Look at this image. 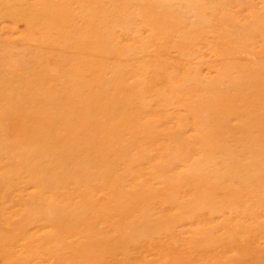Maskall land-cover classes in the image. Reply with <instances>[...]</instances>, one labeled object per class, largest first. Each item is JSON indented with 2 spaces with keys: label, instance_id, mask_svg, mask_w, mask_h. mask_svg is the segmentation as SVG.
Listing matches in <instances>:
<instances>
[{
  "label": "rangeland",
  "instance_id": "rangeland-1",
  "mask_svg": "<svg viewBox=\"0 0 264 264\" xmlns=\"http://www.w3.org/2000/svg\"><path fill=\"white\" fill-rule=\"evenodd\" d=\"M0 63V264H264V0H0Z\"/></svg>",
  "mask_w": 264,
  "mask_h": 264
},
{
  "label": "bare ground",
  "instance_id": "bare-ground-1",
  "mask_svg": "<svg viewBox=\"0 0 264 264\" xmlns=\"http://www.w3.org/2000/svg\"><path fill=\"white\" fill-rule=\"evenodd\" d=\"M94 1H95V0H94ZM112 1H113V0H112ZM227 2H228V1H227ZM91 4H92V3H90L89 6H91ZM89 6H88V7H89ZM66 7H67V6H66ZM85 10H86V9H85ZM121 12H122V11H121ZM126 12H127V11H126ZM126 12H125V13H126ZM128 13H129V12H128ZM118 16H119V13H118ZM216 16H217V15H216ZM216 16H215V17H216ZM120 17H121V16H120ZM122 17H123V16H122ZM124 17H125V16H124ZM128 19H129V17H128ZM35 20H36V19H35ZM40 22H41V21H40ZM129 22H130V21H129ZM132 22H133V21H132ZM132 22H130V23H132ZM139 24H140V23H139ZM167 24H168V23H167ZM105 25H106V24H105ZM119 25H120V24H119ZM44 26H45V25H44ZM46 27H47V26H46ZM55 27H56V26H55ZM87 27H88V26H87ZM98 27H99V24H98ZM92 28H93V27H92ZM96 28H97V27H96ZM136 28H137V27H136ZM35 29H36V27H35ZM99 29H100V28H99ZM99 29H98V30H99ZM102 29H103V28H102ZM104 29H105V28H104ZM202 29H203V28H202ZM137 30H138V29H137ZM186 30H187V29H186ZM96 31H97V30H96ZM182 31H183V30H182ZM99 32H101V31L99 30L98 33H99ZM163 32H164V31H163ZM185 32H186V31H185ZM206 32H207V31H206ZM103 33H104V31H103ZM133 33H134V32H133ZM224 33H225V32H224ZM108 34H109V33H108ZM191 34H192V33H191ZM195 34H196V33H195ZM222 34H223V33H222ZM90 35H91V34H90ZM118 35H119V34H117V37H118ZM97 36H98V35H97ZM119 36H120V35H119ZM131 36H132V35H131ZM159 38H160V37H159ZM116 39H118V38H116ZM137 39H138V38H137ZM149 39H151V38H149ZM157 39H158V38H156V40H157ZM167 39H169V38H167ZM174 39H175V37H174ZM190 39H191V38H190ZM132 40H133V39H132ZM144 40H145V39H144ZM172 40H173V39H172ZM193 40H194V38H193ZM75 41H76V40H75ZM146 41H147V40H146ZM151 41H152V40H151ZM174 41H176V40H174ZM194 41H195V40H194ZM78 42H79V41H78ZM148 42H149V40H148ZM70 43H71V42H70ZM79 43H80V42H79ZM98 43H99V42H98ZM154 43H155V42H154ZM171 43H172V41H171ZM28 44H29V42H28ZM112 44H113V42H112ZM155 44H158V43H155ZM153 45H154V44H153ZM158 45H160V44H158ZM161 45H163V44H161ZM170 45H171V44H170ZM138 46H139V45H138ZM164 46H166V45H164ZM35 47H36V46H35ZM113 47H114V46H113ZM113 47H112V48H113ZM119 47H120V46H119ZM133 47H135V46H133ZM136 47H137V45H136ZM146 47L148 48V46H146ZM146 47H145V48H146ZM33 48H34V47H33ZM137 48H138V47H137ZM147 48H146V50H147ZM166 48H167V47H166ZM187 48H188V47H187ZM68 49H69V48H68ZM131 49H132V48H131ZM133 49H134V48H133ZM53 50H54V49H53ZM136 50H137V49H136ZM163 50H164V49H163ZM147 51H148V50H147ZM161 51H162V50H161ZM116 52H117V51H116ZM144 52H145V51H144ZM156 52H157V51H156ZM32 53H33V52H32ZM159 53H161V52H159ZM191 53H193V52H191ZM195 53H196V52H195ZM33 54H34V53H33ZM47 54H48V53H47ZM100 54H101V53H100ZM115 54H116V53H115ZM155 54H156V53H155ZM162 54H163V53H162ZM3 55H4V54H3ZM69 55H70V54H69ZM143 55H144V54H143ZM148 55H149V54H148ZM156 55H157V54H156ZM160 55H161V54H160ZM109 56H110V54H109ZM123 56H125V55H123ZM137 56H138V55H137ZM3 57H4V56H3ZM31 57H32V55H31ZM113 57H114V56H113ZM120 57H121V55H120ZM142 57H143V56H142ZM162 57H163V56H162ZM33 58H34V57H33ZM92 59H93V57H92ZM116 59H117V58H116ZM130 59H131V58H130ZM148 59H149V58H148ZM157 59H158V58H157ZM114 60H115V59H114ZM109 61H110V60H109ZM112 61H113V59H112ZM140 61H143V60H140ZM144 61H145V60H144ZM149 61H150V60H149ZM113 62H114V61H113ZM116 62H117V61H116ZM116 62H115V63H116ZM1 63H2V62H1ZM1 63H0V64H1ZM87 63H88V62H87ZM59 64H60V63H59ZM66 64H68V63H66ZM110 64H111V61H110ZM120 64H121V63H120ZM147 64H149V63H146V65H147ZM108 65H109V64H108ZM70 66H71V65H70ZM144 66H145V65H144ZM45 67H46V66H45ZM132 67H133V66H132ZM150 67H151V66H150ZM30 68H31V67H30ZM145 68H147V67H145ZM58 69H59V68H58ZM62 69H63V70H66L65 68H62ZM71 69H72V68H71ZM29 70H30V69H29ZM36 70H37V69H36ZM113 70H114V67H113ZM138 71H139V70H138ZM61 72H62V71H61ZM97 72H98V71H97ZM97 72H96V74H97ZM140 72H141V71H140ZM93 73H94V72H93ZM93 73L91 72L92 75H95V74H93ZM107 74H108V73H107ZM64 75H65V74H64ZM66 75H67V74H66ZM108 75H109V74H108ZM34 77H35V76H34ZM117 78H118V77H117ZM133 78H134V77H133ZM131 79H132V78H131ZM45 80H46V79H45ZM91 80H92V79H91ZM99 80H100V79H99ZM124 80H125V79H124ZM116 81H117V80H116ZM116 81H115V82H116ZM120 81H121V80H120ZM44 82H45V81H44ZM146 82H147V81H146ZM146 82H145V83H146ZM52 83H53V82H52ZM87 83H88V82H87ZM104 84H105V83H104ZM110 84H111V83H110ZM128 84H129V83H128ZM106 85H107V84H106ZM114 85H115V84H114ZM130 85H131V84H130ZM150 85H151V84H150ZM103 86H104V85H103ZM137 87H139V86H137ZM111 88H112V87H111ZM101 89L103 90V88H101ZM151 89H152V88H151ZM51 90H52V89H51ZM110 90H112V89H110ZM32 91H33V90H32ZM58 94H59V93H58ZM72 95H73V94H72ZM97 95H98V94H97ZM112 95H113V93H112ZM108 96H109V95H108ZM123 96H124V95H123ZM60 97H61V96H60ZM64 97H65V96H64ZM98 97H99V96H98ZM109 97H110V96H109ZM119 97H120V96H119ZM126 97L128 98L129 96L126 95ZM59 99H60V98H59ZM59 99H58V100H59ZM94 99H95V98H94ZM128 99H129V98H128ZM128 99H127V101H128ZM85 100H86V99H85ZM101 100H102V99H101ZM122 100H123V99H122ZM122 100H121V101L119 100V101L122 102ZM124 100H125V99H124ZM60 101H61V99H60ZM60 101H59V102H60ZM87 101H88V99H87ZM102 101H103V100H102ZM102 101H101V102H102ZM127 101H126V103H125V102H124V103L127 104ZM129 101H130V100H129ZM101 102H100V104H101ZM103 102H105V101H103ZM103 102H102V103H103ZM19 103H20V102H19ZM95 103H97V102L95 101ZM124 103H123V104H124ZM71 104H73L72 101H71ZM119 104H120V103H119ZM128 104H130V103H128ZM19 105H20V104H19ZM130 105H131V104H130ZM130 105H129V106H130ZM103 106H104V105H102L101 109L103 108ZM124 106H126V105H124ZM84 107H85V105H84ZM133 108H135V106H133ZM35 109H36V108H35ZM77 109H78V108H77ZM77 109H76V110H77ZM86 109H87V108H86ZM108 109H109V108H108ZM110 109H111V107H110ZM130 109H131V108H130ZM136 109H137V108H136ZM138 109H139V108H138ZM81 110H82V109H81ZM83 110H84V109H83ZM83 110H82V111H83ZM125 110H126V109H125ZM82 111H81V112H82ZM117 111H120V110H117ZM126 111H127V110H126ZM131 111H132V109H131ZM131 111H130V112H131ZM136 111H137V110H136ZM108 112H109V110H108ZM121 113H122V111H121ZM92 114H93V113H92ZM107 114H108V113H107ZM127 114H128V113H127ZM96 115H97V114H96ZM130 115H131V114H130ZM117 116H118V115H117ZM119 116H120V115H119ZM119 116H118V117H119ZM121 116H122V115H121ZM131 116H132V115H131ZM84 117H85V115H84ZM85 118H86V117H85ZM96 118H98V116H97ZM112 118H113V117H112ZM132 118H133V117H132ZM66 119H67V118H66ZM101 119H102V118H101ZM85 120H86V119H85ZM102 120H103V119H102ZM106 120H107V119H106ZM111 120H112V119H111ZM132 120H133V119H132ZM100 121H101V120H100ZM112 122H113V121H112ZM99 123H100V125H102V124H101L102 121L99 122ZM53 124L56 125V122L53 123ZM84 124H85V123H84ZM93 124H94V123H93ZM104 124H105V122H104ZM111 124H112V123H111ZM123 124H124V123H123ZM55 125H54V126H55ZM112 125H114V124H112ZM124 125H125V124H124ZM84 126H85V125H84ZM107 126H108V125H107ZM114 127H115V125H114ZM99 129H100V128H99ZM129 131H131V129H130ZM101 133H102V132H101ZM86 134H87V133H86ZM86 136H87V135H86ZM70 142H71V141H70ZM1 143H2V142H1ZM117 143H118V142H117ZM112 147H113V146H112ZM114 148H115V146H114ZM94 151H95V150H94ZM117 152H120V151H117ZM33 155H35V154H33ZM90 158H91V157H90ZM113 165H114V164H113ZM251 165H252V164H251ZM18 168H19V167H18ZM19 171H20V169H19ZM20 172H21V171H20ZM28 173H30V171H29ZM3 175H4V174H3ZM6 176H7V175H6ZM4 177H5V176H4ZM9 177H10V176H9ZM110 177H111V175H110ZM22 178H23V176H22ZM170 178H171V177H170ZM23 179H24V178H23ZM4 180H5V179H4ZM4 182H5V181H4ZM184 184H185V182H184ZM1 185H2V184H1ZM83 185H84V184H83ZM181 185H182V184H181ZM67 186H70V185H67ZM86 186H87V185H86ZM168 186H169V185H168ZM87 187H88V186H87ZM179 187H180V186H179ZM209 187H210V186H209ZM1 188H2V187H1ZM68 188H69V187H67V189H68ZM83 189H84V188H83ZM91 190H92V189H91ZM91 190H90V191H91ZM65 191H66V190H65ZM80 191L82 192V190H80ZM217 194H218V193H217ZM7 197H8V196H7ZM7 199H8V198H7ZM41 199H42V195H41ZM86 203H87V202H86ZM137 204H138V202H137ZM42 205H43V204H42ZM134 207H135V206H134ZM123 213H124V212H123ZM131 218H132V217H131ZM133 220H134V219H133ZM135 220H136V219H135ZM131 221H132V220H131ZM133 222H134V221H133ZM26 223H27V222H26ZM24 229H26V227H25ZM22 232H23V231H22ZM200 241H201V240H200ZM198 242H199V240H198ZM9 243H10V242H9ZM64 262H65V260H64Z\"/></svg>",
  "mask_w": 264,
  "mask_h": 264
}]
</instances>
